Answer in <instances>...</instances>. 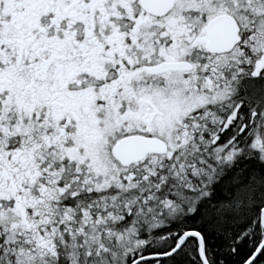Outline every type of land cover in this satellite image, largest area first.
<instances>
[{
	"label": "snow or ice",
	"instance_id": "6c2138e0",
	"mask_svg": "<svg viewBox=\"0 0 264 264\" xmlns=\"http://www.w3.org/2000/svg\"><path fill=\"white\" fill-rule=\"evenodd\" d=\"M0 264H264V0H0Z\"/></svg>",
	"mask_w": 264,
	"mask_h": 264
}]
</instances>
